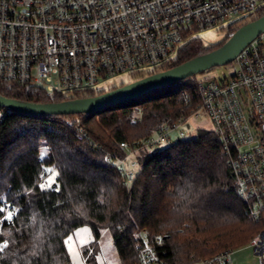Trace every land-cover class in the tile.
Wrapping results in <instances>:
<instances>
[{
	"label": "trees",
	"instance_id": "1",
	"mask_svg": "<svg viewBox=\"0 0 264 264\" xmlns=\"http://www.w3.org/2000/svg\"><path fill=\"white\" fill-rule=\"evenodd\" d=\"M263 13L264 6L259 7L244 22ZM231 25L213 46L197 37L183 42L175 59L156 71L220 46L237 27ZM194 75L91 113L33 115L0 106V264H72L65 238L81 226L92 234L82 247L86 262L94 259L102 229L110 234L120 264H137L135 245L142 230L161 236L166 264H186L249 242L262 225L236 194L233 173L211 129L160 148H141L133 160L139 168L128 184L104 160V151L125 155L120 142L142 143L161 124L187 114L183 93H194ZM0 95L62 101L49 99L37 86L5 80H0ZM81 127L102 150L76 138ZM52 172L53 181L45 184Z\"/></svg>",
	"mask_w": 264,
	"mask_h": 264
},
{
	"label": "built area",
	"instance_id": "2",
	"mask_svg": "<svg viewBox=\"0 0 264 264\" xmlns=\"http://www.w3.org/2000/svg\"><path fill=\"white\" fill-rule=\"evenodd\" d=\"M264 0H0V80L39 87L49 99H70L120 72L150 74L175 59L193 30L239 12L254 14ZM243 16V17H244ZM233 24L230 21L228 26ZM229 78L196 81L183 93L188 113L158 126L142 143L126 142L124 156L104 151V160L135 176L125 161L141 148L186 139L192 118L206 115L219 138L235 191L262 227L250 243L256 264H264V31L234 57ZM146 68V69H143ZM76 138L101 149L86 130ZM102 150V149H101ZM137 264H166L160 235L142 230L136 239ZM230 250L186 264H233Z\"/></svg>",
	"mask_w": 264,
	"mask_h": 264
},
{
	"label": "water",
	"instance_id": "3",
	"mask_svg": "<svg viewBox=\"0 0 264 264\" xmlns=\"http://www.w3.org/2000/svg\"><path fill=\"white\" fill-rule=\"evenodd\" d=\"M264 31V13L241 23L218 47L173 67L162 69L93 96L62 101L29 102L0 95V106L26 114H76L97 112L108 106L137 98L157 88L183 80L218 65H224L253 38ZM53 183L51 188H55Z\"/></svg>",
	"mask_w": 264,
	"mask_h": 264
},
{
	"label": "rangeland",
	"instance_id": "4",
	"mask_svg": "<svg viewBox=\"0 0 264 264\" xmlns=\"http://www.w3.org/2000/svg\"><path fill=\"white\" fill-rule=\"evenodd\" d=\"M244 15V12H239L232 15L230 19L227 18L222 22L214 24L211 27L193 30L189 33V35H187L184 41H187L190 38L197 37L201 40L204 46H213L228 34L230 29L228 26L229 22L233 21L231 27L239 26L244 22V17H248ZM182 44L183 43L181 42L180 45ZM236 69L237 65L232 60L227 64L214 66L202 72L196 73L194 76L198 80L203 78H213L221 80L222 78H229ZM143 74L146 75L145 73ZM133 80L134 76H132L131 74L127 72H120L106 77L105 79H100L99 82L96 83L95 87L106 91L111 87L122 85ZM198 129H211V123L206 115L192 118L190 120L189 129H183V131L186 136L192 137L196 135ZM177 136H179V129H175L170 133L172 141H175ZM167 144L168 142H164L157 145V147L160 148ZM135 154H131L125 161V168L127 170H132L134 173L139 168V164L137 162L133 163ZM54 175L55 173L52 172L48 176H46L44 178L45 184H49L50 182H52L54 179ZM91 239L92 234L88 226L78 227L72 233L66 236L65 245L72 264H120L118 253L116 251L112 238L106 229L101 230L100 238L98 240V250L94 254H92L94 259L91 262H86L82 256V247H84V245H86ZM250 241L241 246L231 249L230 257L233 264H256L257 258Z\"/></svg>",
	"mask_w": 264,
	"mask_h": 264
}]
</instances>
